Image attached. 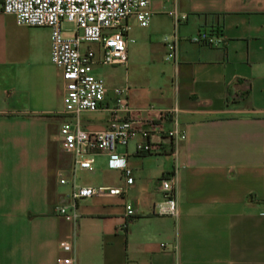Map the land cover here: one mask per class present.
Here are the masks:
<instances>
[{
  "label": "crops",
  "instance_id": "1",
  "mask_svg": "<svg viewBox=\"0 0 264 264\" xmlns=\"http://www.w3.org/2000/svg\"><path fill=\"white\" fill-rule=\"evenodd\" d=\"M147 9L146 27L126 20L133 42L125 66L99 64V46L86 45L105 97L96 111L76 116L62 113L49 29L18 26L0 11V264L64 257L73 264H264V0H149ZM171 9L185 20L174 26ZM209 27L221 29L224 45L188 41ZM173 32L175 61L165 62L163 38ZM114 88H126L129 108H153L134 119H150L156 132L174 122L184 135L150 133L148 154L136 151L145 142L139 136L116 147L131 172L128 186L104 152L90 153V171H72L58 135L64 123L102 131ZM162 109L174 115L159 122ZM163 177L174 181L175 217L156 213ZM72 187L119 194L76 201L70 221L53 207L70 204ZM61 241L70 252L60 251Z\"/></svg>",
  "mask_w": 264,
  "mask_h": 264
},
{
  "label": "built area",
  "instance_id": "2",
  "mask_svg": "<svg viewBox=\"0 0 264 264\" xmlns=\"http://www.w3.org/2000/svg\"><path fill=\"white\" fill-rule=\"evenodd\" d=\"M175 1V0H172ZM149 0H1L0 11L13 18L18 26L45 27L49 29V59L56 68L62 80V113L76 116L82 111H96L104 101L105 87L103 81L94 76L92 66L96 62L93 51L86 47L97 44L100 50L98 63L105 66H125L127 62L126 45L133 40L128 37L130 25L126 22L132 17L139 28L147 26L151 13L147 9ZM172 19L174 26L185 20V15L179 14L175 9L166 12ZM62 23L72 25L68 33L61 30ZM68 34V36H65ZM196 46L218 48L224 45V36L220 28L209 27L199 29L188 38ZM165 54L164 61H175L177 37L171 33L163 38ZM126 88H114L112 100L107 111L106 126L102 131L86 132L76 123H64L58 129L60 146L64 153L72 159V171L91 170L92 160L90 153L104 152L108 156V167L118 170L124 178L125 184H131V172L126 166L122 156L115 154L116 147H125L135 136L143 139L136 145V151L150 153L154 147L146 140L150 133L156 132L150 119H134L132 115L139 112L127 106ZM159 122L167 120L174 115L173 109L157 110ZM165 137L179 141L184 135L173 126L164 132ZM59 185L66 184L61 175L57 180ZM158 190L161 200L156 204L158 215L175 217L177 215L174 194V181L163 177L158 181ZM118 195L119 190L104 193L100 189L90 187L71 188L67 199L69 205H56L53 207L55 215L66 220L75 221L78 217L75 202L91 197ZM125 218L133 215L129 205L124 206ZM61 252L71 250L70 243L61 241L58 244ZM56 264H73L70 257L57 258Z\"/></svg>",
  "mask_w": 264,
  "mask_h": 264
},
{
  "label": "rangeland",
  "instance_id": "3",
  "mask_svg": "<svg viewBox=\"0 0 264 264\" xmlns=\"http://www.w3.org/2000/svg\"><path fill=\"white\" fill-rule=\"evenodd\" d=\"M72 28V25L69 23H62L61 24V30L63 33H68Z\"/></svg>",
  "mask_w": 264,
  "mask_h": 264
}]
</instances>
